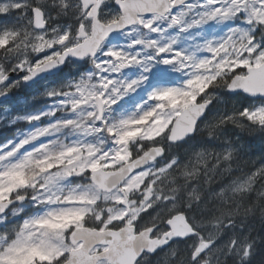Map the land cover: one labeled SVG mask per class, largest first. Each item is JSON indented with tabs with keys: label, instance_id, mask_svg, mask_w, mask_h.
<instances>
[{
	"label": "snow or ice",
	"instance_id": "obj_1",
	"mask_svg": "<svg viewBox=\"0 0 264 264\" xmlns=\"http://www.w3.org/2000/svg\"><path fill=\"white\" fill-rule=\"evenodd\" d=\"M194 8L200 10L189 16ZM52 11L75 16L78 26L65 32L52 27ZM11 13L26 23L0 33V54L24 55L11 70H26L25 80L64 64L69 57L90 59L94 70L69 82L64 90L48 94L61 97L57 110L70 112L73 118L39 128L0 154V214L29 195L39 204L51 206L43 215L25 220L14 238L0 234V264L17 260L30 264H138L145 251L154 252L172 238L190 235L197 239L193 257L207 261L202 253L215 236L209 239L202 235L203 222L187 218L178 210L177 198L164 190V173L179 169L176 159H164L163 145L195 131L198 118L211 103L207 95L210 89H242L264 96V45L255 37L257 30L264 33V0H204L202 5L188 0H0V17ZM243 14L247 28H232L224 37L199 44L193 51L176 50L175 38L160 42L167 31L165 24L186 32L209 21ZM115 30L157 34L160 39L141 38L130 45L153 49V55L115 47L105 50L106 40ZM46 50L36 63L28 58L29 53ZM200 51L208 55L201 57L197 54ZM153 62L187 72L185 85L154 89L148 96L152 103L145 101L127 117L109 119L113 106L148 79L144 74L134 79H117L116 75L133 66L148 73ZM9 70L0 63V85L5 89L0 95L10 87L6 83ZM238 115L264 127V106L245 109ZM229 121L239 126L235 116L221 118L209 127V135ZM65 128L77 129L81 138L71 143L52 139L11 162L25 145L40 137L56 136ZM89 136L110 138L114 146L106 148L103 139L88 141ZM206 155L201 151L195 158L203 160ZM229 156L230 150H226L215 159L224 162ZM74 176H85L89 182L72 185L70 178ZM29 188L30 194L23 191ZM160 201L172 202L170 214L163 221H143L142 213ZM92 209L101 211L89 218ZM65 218L73 219L57 222ZM177 219L186 222V232L173 231ZM208 221L219 235L223 224L212 217ZM160 222L170 225V230H159ZM230 246L236 248L237 241L232 240ZM250 249L246 245L242 254ZM34 255L38 258L33 259Z\"/></svg>",
	"mask_w": 264,
	"mask_h": 264
},
{
	"label": "rangeland",
	"instance_id": "obj_2",
	"mask_svg": "<svg viewBox=\"0 0 264 264\" xmlns=\"http://www.w3.org/2000/svg\"><path fill=\"white\" fill-rule=\"evenodd\" d=\"M203 4L204 0H195L194 2H191L190 4ZM199 8H194L191 13H189V16L195 15L197 11H199ZM52 19L50 21L52 27L59 29L61 32L72 30L74 27V23L78 21V19L73 15H57L55 11H52L50 13ZM17 16V15H16ZM19 22L16 25L23 26L26 21L21 18H16ZM73 23V26L70 25L67 22ZM7 23V22H5ZM79 23V21H78ZM77 25L75 26V28ZM164 27L167 29V31L164 33V38L160 40L161 44L169 43L171 38L176 39V44L173 45V47L176 50H183L187 49L189 51H193L196 49V46L199 44H203L206 41L209 40H218L222 37H224L232 28L240 27V28H247V16L246 14L241 15L239 18H232L229 20H214L209 21L208 23L199 26L197 28L190 29L188 31H181L180 28H168L165 24ZM15 28V26L13 27ZM9 28L7 25H4L1 23L0 19V33H2L5 30L13 29ZM51 31V28L49 29ZM255 37L256 42L264 45V33H261L260 31H255ZM160 39V37L157 34H151V35H145L143 33L137 32V33H126L122 36L116 37L113 40H110L109 43L105 46V50H108L109 48H118V49H125L128 51H140L142 55H153L154 50L153 49H145L141 46H134L130 47V45L133 44V41L136 39ZM47 51L45 53H29L28 58L33 62H38L42 57H44L47 54ZM199 56H205L208 55L204 51H200L197 53ZM24 55L20 52H14V53H4L2 54V60L0 63H3L6 67H9V73H11L13 70L12 68H15L16 64H18L22 59H24ZM154 67L152 70L148 73H143L142 68L139 66H133L130 69L125 70L122 74H117L115 78L120 79H134L139 78L141 74L147 75L148 79L147 81L141 85L140 88L136 90V92L129 94V96L122 98L116 105L113 106L112 112L108 113L109 119L115 121L123 117H127L131 115L133 112H136L138 110V106L144 104L145 101H148V103H152L148 100L149 93L157 88L162 87H182L185 85L187 79L189 78V75L187 72L183 70H178V66L173 65H165L162 62H153ZM94 70V66L91 62L86 63L82 66L70 64L69 68L63 73L62 78L59 80L56 79L55 81L49 80L41 85H38L34 88H31V90H28V87H25L22 84L21 78L15 80L10 84V89H16V90H27V92H30L32 94V97L30 99L25 98L24 96H20L17 101H14L11 104H7L4 107L0 108V130L5 127H15L17 125H22V130L17 129L15 135L8 140V142L4 143L0 146V154L6 153L9 150H12L14 145H18L22 139L29 136L32 132L35 130L46 127L52 123H55L61 119L66 118H73V114L70 112H65L63 110H57L59 109V102L62 99L61 97H54L48 95L50 92L57 91V90H64L65 85H67L69 82H75L80 79L82 75H86ZM15 72L19 73L24 72L26 74V70L22 69H16ZM210 92V91H208ZM209 97H213L214 94L207 93ZM35 102H41V105L37 106L34 104ZM264 106V102H256L253 103L250 108H243L241 112H243L245 109L248 110H255L257 107ZM30 108L29 111L27 109ZM26 112V113H25ZM49 113H54L52 115H49ZM31 116H39L40 119L38 120H28L27 117ZM239 116V115H237ZM236 119L239 121L240 125H247L248 123L251 126L252 129H261L260 125L255 124L251 121H248L246 118V122H244L240 116ZM208 128V124H207ZM81 136L79 133H72L71 128H65L63 129L58 135L52 136V137H40L38 140L25 145L24 148H21L19 152L16 153V155L11 158V162H16L18 159L22 158V156L28 152L33 151L36 147L40 146L42 143H48L52 139H59L63 142L71 143L74 140L80 139ZM88 141L96 142L98 139H103L104 144L106 148H110L113 145V141L108 138L105 139L103 136L96 137V136H89L86 138ZM233 150L235 149L233 146H227L223 149V152L226 150ZM225 150V151H224ZM221 151V153H223ZM239 181V180H238ZM70 182L72 185L77 184H87L89 181L85 176H74L70 178ZM25 193L30 194L32 192V189H25L23 190ZM29 202L26 205L20 206L16 209H13L7 216H4L0 218V234L2 235H8L10 238H14L15 236V230H17L25 220L43 215L46 211L49 210V207L47 205H41L37 201L33 200L31 196L29 195ZM166 201H160L157 204H155L152 208L146 209L145 212L154 210L159 205H164ZM200 205L202 203V200L199 202ZM190 210L194 212V218L196 215L200 213L203 214L204 210L201 209V207H198L197 205H193ZM101 211L100 209H92L88 215L89 218L94 216L97 212ZM200 211V212H199ZM26 212H31L29 214H25ZM143 212V213H145ZM142 213V214H143ZM196 214V215H195ZM73 218H65L60 221H57L58 223H67L69 220ZM15 224L14 231L12 234H9L7 231H4L3 228L6 229L8 224ZM201 230L205 233L203 235H206L209 237V239H212V236H215V239L213 240L212 247L217 244L218 239L220 238L219 235H215V230L211 224H204ZM197 244V240L192 242V248L194 249V246ZM207 261L211 262L212 256H206ZM38 256L34 255L33 259H37ZM10 264H30L27 260H17L10 262ZM201 264V262H200Z\"/></svg>",
	"mask_w": 264,
	"mask_h": 264
},
{
	"label": "trees",
	"instance_id": "obj_3",
	"mask_svg": "<svg viewBox=\"0 0 264 264\" xmlns=\"http://www.w3.org/2000/svg\"><path fill=\"white\" fill-rule=\"evenodd\" d=\"M19 27L20 25L15 24V28L13 29ZM1 60L2 54H0ZM208 91H210L208 93L214 94L212 98L210 97L214 100V104L205 120L200 124L196 136L186 141L183 145L172 146L168 142L163 145L167 150L165 160L176 159L178 162L177 167L189 164L194 159L195 154L200 151L213 153L214 159L209 164V167H212V164L216 163L215 156L221 153V151L223 152L225 147L233 146L235 148V159L221 162L217 168L218 173L220 169L226 168L231 164V169L226 175L223 177L214 175L213 179L215 183L208 186H204L200 181H190L187 190L182 191L181 195L177 197L178 210L183 212L190 220L195 219L197 222H203L204 224H208L206 221L212 217V212L203 209L204 213L201 216L200 213L198 215L195 214L194 218V212L188 206L187 191H191L193 187L199 185V190L204 193L201 203L203 205L209 201L210 197L219 192L224 185L234 179L243 180L246 174H251V172L264 166V127L252 129L249 125L251 123L238 126L229 121L217 129L214 135L210 136L208 134L210 126L217 124L221 118L227 120L228 116L236 117L243 108H250L253 101L244 95L232 96L227 92L226 88L222 87L213 88ZM20 96L30 99L32 94L27 92V90H17V92H13V98L10 103L17 101ZM34 104L37 107L41 105V102H35ZM29 110L30 108L27 109V111ZM240 118L247 123L246 119ZM17 129L22 130V125L1 129L0 146L8 142L15 135ZM201 176L203 177V170ZM183 181V177H178L177 183L182 184ZM171 206L172 202L166 201L164 205H159L154 210L143 213L142 220L145 222L149 220L163 221L170 214L169 209H171ZM29 213L31 212H26L25 214ZM140 222L138 221L137 223ZM15 224L17 223L8 224L6 225L8 229L4 227L3 230L12 234L14 231L12 227ZM159 226L161 230H167L166 222H160ZM203 233L201 230L202 235ZM232 240L237 241L236 248L230 246ZM193 241L179 242L169 250L159 253L155 257H145L140 264H200V260L196 261L192 256ZM246 245H251V249L250 255L244 257L242 249ZM172 253H175V255ZM207 255L213 257L212 261L208 262V264H264V218L259 215H253L251 217L239 218L235 225L224 226L217 244L211 248ZM206 256L205 258H207Z\"/></svg>",
	"mask_w": 264,
	"mask_h": 264
},
{
	"label": "clouds",
	"instance_id": "obj_4",
	"mask_svg": "<svg viewBox=\"0 0 264 264\" xmlns=\"http://www.w3.org/2000/svg\"><path fill=\"white\" fill-rule=\"evenodd\" d=\"M71 130L73 134L78 133L77 129ZM57 147H59V145ZM234 153L235 149L230 150V156L227 161L235 159ZM213 159V153L207 152L203 160H197L194 157L191 163L184 164L182 167L178 166L177 168L179 170H173L170 173L165 172L164 175L166 179H164L162 185L164 190L169 196L177 198L181 195L182 191L187 190L190 181H200L204 186L215 183L213 176L218 175L219 177H223L230 171L231 164L226 168L220 169L217 173V168L221 161L216 160V163L212 164V167H209ZM202 170L203 177L201 176ZM185 171L188 172V175H185ZM178 177L184 178L182 184L177 183ZM186 194L188 197V206L190 208L193 205H197L201 207L202 210L207 209L212 212L214 222L223 224V227L230 224L235 225L239 218L251 217L253 215H259L264 218V166L251 172V174H246L243 180L238 181L234 179L230 183L224 185L219 192L210 197L206 204L200 205L199 203L204 195V193L199 190V185L193 187L191 191H187ZM206 223H209V221L207 220ZM247 246L251 247V245ZM172 254L175 255V253ZM249 255L250 252L246 255L243 254L244 257ZM201 264H208V261H203Z\"/></svg>",
	"mask_w": 264,
	"mask_h": 264
},
{
	"label": "water",
	"instance_id": "obj_5",
	"mask_svg": "<svg viewBox=\"0 0 264 264\" xmlns=\"http://www.w3.org/2000/svg\"><path fill=\"white\" fill-rule=\"evenodd\" d=\"M192 1H194V0H188V3L192 2ZM122 32H124V31L115 30L112 34H110V36L113 35V34L122 33ZM87 60H89V59H87V58L81 59V58H77V57H69L65 61L64 64H62V65H60V66H58L56 68H53V69H50V70H45L43 72H40L39 74H37L35 77H33L30 80H25L24 79L23 82L27 86L36 85L38 83H41V82L46 81L47 79L54 78V77L58 76L59 74H61V72L66 69L67 63L69 61H72V62L77 63V64H83ZM15 75H16L15 72H12L11 74H9V78H8V81L6 83H9L15 77ZM17 76L18 77H21V73L18 74ZM2 86H4V85H0V87H2ZM227 91L232 96L245 95L247 98H249L252 101H264V96H260V95L253 96V95H250L249 93L245 92L242 89H236V90L227 89ZM9 99H10V94H5L4 96L0 97V105L1 104H4ZM213 104H214V101L211 100V103L208 104L205 112L202 114L201 117L198 118L197 124L195 125V131L194 132L186 135L183 139L178 140L176 142H171V141H168V142L171 145H173V146H178V145L184 144L187 140H189L191 138H194L196 136V133H197V130H198L199 125L205 120V118L207 117L208 111L211 109V107L213 106ZM165 157H166V150L164 152V158ZM28 200L29 199H26L25 201H22V202L21 201H14L11 205L8 206V208L6 209V211L3 214H0V218L1 217H4L5 215H7L14 207L19 206V205H22V204H26L28 202ZM166 226L170 230L171 226L168 225V224ZM187 230H188V225L186 224L185 221H182V220L177 219L174 222V224H173V231L176 232L177 234H179L181 231L186 232ZM194 237L195 236L190 235L188 237H175V238H172V239H170V241L168 243L164 244L163 246H157V248H156V250L154 252H147V251H145V253H143L141 255V257L139 258V262L144 258L145 255L155 256L159 252H162V251L167 250L168 248H170L173 244H175L177 242H186V241H188V240H190V239H192ZM209 251H210V246H209V249L208 250H205V252L202 253V255H206ZM194 259L195 260H198L199 257H196Z\"/></svg>",
	"mask_w": 264,
	"mask_h": 264
},
{
	"label": "flooded vegetation",
	"instance_id": "obj_6",
	"mask_svg": "<svg viewBox=\"0 0 264 264\" xmlns=\"http://www.w3.org/2000/svg\"><path fill=\"white\" fill-rule=\"evenodd\" d=\"M16 15H17L16 13H11V14H9V16H8L7 18L0 17V19H1V23H3L4 25H7V26H10V24H12V26H14L16 23L19 22L18 20H16V18H17ZM5 21H7V23H5ZM67 23H69L70 25L73 26V23H71V22H69V21H68ZM74 24H75V25H74V27H73L72 29H74L76 25L78 26V21H76ZM126 33H128V32L124 31V32H122V33H118V34L111 35V36L107 39V41H106V43H105V46L107 45V43L110 42V40H113L114 38L119 37V36H122V35H124V34H126ZM89 62H90V61H89ZM89 62H88V63H89ZM23 73H24V72H23ZM21 81H22V80H21ZM13 82H14V81H13ZM11 83H12V82H11ZM11 83H9L8 85H10ZM4 90H5V89H4V86H3L2 88H0V91H4ZM6 92H14V90H13V89H10V87H9V88L6 90Z\"/></svg>",
	"mask_w": 264,
	"mask_h": 264
},
{
	"label": "bare ground",
	"instance_id": "obj_7",
	"mask_svg": "<svg viewBox=\"0 0 264 264\" xmlns=\"http://www.w3.org/2000/svg\"><path fill=\"white\" fill-rule=\"evenodd\" d=\"M220 242V241H219Z\"/></svg>",
	"mask_w": 264,
	"mask_h": 264
}]
</instances>
